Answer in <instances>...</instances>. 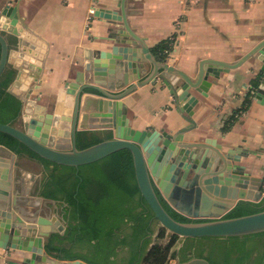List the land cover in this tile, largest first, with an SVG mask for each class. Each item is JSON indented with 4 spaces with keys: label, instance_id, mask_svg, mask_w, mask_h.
Returning <instances> with one entry per match:
<instances>
[{
    "label": "crops",
    "instance_id": "1",
    "mask_svg": "<svg viewBox=\"0 0 264 264\" xmlns=\"http://www.w3.org/2000/svg\"><path fill=\"white\" fill-rule=\"evenodd\" d=\"M126 5L131 27L149 47L153 50L159 42L170 39L168 62L191 75L202 59L236 61L264 38V0H127ZM97 7L119 10V1L0 0V29L18 40L9 64L17 74L21 71V76L16 74L11 90L24 95L32 88L31 96L46 113L71 114L72 95L65 91L66 82L78 71L86 73V65L98 58L107 61L100 52L123 45L117 42L124 33L122 22L96 16ZM263 65L256 53L240 66L210 76L206 95L193 90L198 97L191 115L195 126L184 134V140L215 139L213 148L231 151V163L243 165L245 172L263 178L264 184V102L257 98ZM113 67L115 75L113 79L107 76L106 83L111 80L117 84L123 78L120 65ZM260 87L264 99V85ZM122 100L131 125L137 129L175 133L189 123L177 110L162 79L137 87ZM17 124L23 125L22 116ZM51 134L55 141L65 143L70 139V123L61 120ZM213 148L207 154L210 160L218 157ZM204 155L201 148V160ZM47 170L40 159L0 143V202H5V208L0 207V229L12 230L14 223L27 227L34 224L31 217L39 216L57 217L66 227L61 202L40 193ZM4 211L11 215L3 216ZM184 241L180 238L175 249ZM31 255L30 251L0 247V264H22ZM170 262L181 263L177 257ZM34 264H57V260L48 256Z\"/></svg>",
    "mask_w": 264,
    "mask_h": 264
},
{
    "label": "water",
    "instance_id": "2",
    "mask_svg": "<svg viewBox=\"0 0 264 264\" xmlns=\"http://www.w3.org/2000/svg\"><path fill=\"white\" fill-rule=\"evenodd\" d=\"M118 1L119 10L97 7L94 14L122 22L124 33L117 42L123 45H112L108 51L100 52V57L109 61V65L98 58L86 65V73L78 71L74 79L66 82L65 91L72 95V113H46L44 107L31 96L32 88L24 95L9 88L23 101V125L0 122V131L14 136L52 162L76 167L129 149L139 190L153 210L154 217L169 233L180 237H228L263 232L264 209L225 217L241 200L259 202L263 199V178L251 176L245 172L243 165L231 163V151L224 153L221 146L212 147L215 139L185 141L184 134L195 126L191 115L198 97L193 90L206 95L212 83L210 76H219L221 71L236 68L256 53L264 62V38L236 61L202 59L197 72L191 75L167 59L160 60L155 56L145 39L131 27L127 0ZM17 42L11 43L8 34L0 29V75L10 65L9 56ZM145 64L149 65V69ZM113 65H120L124 71L117 84L110 80L115 75ZM261 71L257 98L264 102L260 87L264 85V65ZM20 76L21 71H18L17 77ZM107 76L109 83L105 81ZM157 79H162L167 85L177 110L189 122L175 133L137 129L131 125L125 112L122 99L137 87L154 83ZM30 112L36 113L35 116ZM61 120L70 123V139L65 143L55 141V136L51 134L53 126ZM81 130H108L112 136L80 148L77 134ZM201 148L205 153L203 160L199 156ZM211 148L218 154L212 160L207 157ZM220 161L224 164L218 163ZM161 196L177 213L189 220H180L170 213ZM0 207L5 208V202H0ZM10 215L9 212L3 213V216ZM30 221L34 224L27 227L21 228L14 223L12 230L0 229V247L32 253L31 258H26L22 264H34L37 260L54 256L46 250L47 238L52 232L62 233L65 230V225L57 217H31ZM55 259L57 264L63 260L68 261L66 264H89L82 259ZM180 264L211 262L204 256H193Z\"/></svg>",
    "mask_w": 264,
    "mask_h": 264
},
{
    "label": "trees",
    "instance_id": "3",
    "mask_svg": "<svg viewBox=\"0 0 264 264\" xmlns=\"http://www.w3.org/2000/svg\"><path fill=\"white\" fill-rule=\"evenodd\" d=\"M9 41L15 44L17 38L9 36ZM170 47L171 40L167 39L152 51L165 60ZM16 74L17 70L8 65L0 75V122L16 124L22 114L23 101L9 89ZM111 136L112 132L81 130L77 144L82 148ZM0 143L40 159L48 169L40 193L61 202L66 221L64 232L51 233L46 242V250L55 257L82 259L89 264H172L171 258L183 262L204 256L211 264H264V231L228 237H184L183 245L176 250L182 237L169 233L154 217L137 185L129 149L76 167L52 162L3 131ZM161 200L176 218L189 220L162 196ZM263 209L264 199L241 200L225 217Z\"/></svg>",
    "mask_w": 264,
    "mask_h": 264
},
{
    "label": "built area",
    "instance_id": "4",
    "mask_svg": "<svg viewBox=\"0 0 264 264\" xmlns=\"http://www.w3.org/2000/svg\"><path fill=\"white\" fill-rule=\"evenodd\" d=\"M262 197L264 199V184H263V187H262Z\"/></svg>",
    "mask_w": 264,
    "mask_h": 264
},
{
    "label": "rangeland",
    "instance_id": "5",
    "mask_svg": "<svg viewBox=\"0 0 264 264\" xmlns=\"http://www.w3.org/2000/svg\"><path fill=\"white\" fill-rule=\"evenodd\" d=\"M36 186H38V183H35L34 187L36 188ZM263 200V199H262Z\"/></svg>",
    "mask_w": 264,
    "mask_h": 264
},
{
    "label": "flooded vegetation",
    "instance_id": "6",
    "mask_svg": "<svg viewBox=\"0 0 264 264\" xmlns=\"http://www.w3.org/2000/svg\"><path fill=\"white\" fill-rule=\"evenodd\" d=\"M40 185H41V184H40ZM60 213H61V212H60ZM65 228H66V227H65ZM58 232H60V231H58ZM52 233H53V232H52ZM50 235H51V234H50ZM50 235H49V236H50ZM49 236H48V237H49ZM47 239H48V238H47Z\"/></svg>",
    "mask_w": 264,
    "mask_h": 264
}]
</instances>
